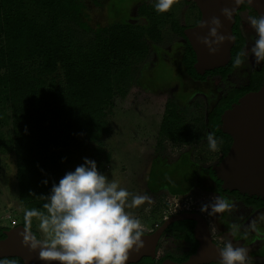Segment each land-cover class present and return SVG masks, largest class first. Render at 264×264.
<instances>
[{"label": "rangeland", "instance_id": "rangeland-1", "mask_svg": "<svg viewBox=\"0 0 264 264\" xmlns=\"http://www.w3.org/2000/svg\"><path fill=\"white\" fill-rule=\"evenodd\" d=\"M82 2L81 19L93 29L120 23L144 30L153 25L156 31L152 37L145 33L147 52L133 66L135 78L126 88L125 97L117 90L118 95L109 103V132L97 142L86 140L56 146L60 167L51 168L52 173L63 177L66 172L84 164L85 158L94 160L98 171L108 180L116 181L133 195L150 197L139 206H126V211L140 220L142 230L152 232L176 213L201 211L213 223L216 234L222 233L223 244L244 247L249 257L248 250L255 247L258 238L247 233L238 237L233 227L225 225L223 213L213 209L220 196L208 176L207 167L218 163L229 143H221L218 151L210 150L204 124L208 110L216 103L221 91L247 81L252 69L249 56L258 38L250 17L258 14L250 8L241 13V30L246 40L242 64L225 81L196 84L190 82L181 61L185 39L179 31L200 20L195 3L174 0L169 10L159 12L154 6L156 0ZM71 27L78 43L90 46L95 41L92 33L74 25ZM38 65L37 60L29 64L31 78L37 86L48 92L52 87L64 86L62 69L48 76L40 73ZM169 102L180 109L182 117L189 123L190 133L185 141L161 137V121ZM15 136L10 106L0 99V227L7 228L26 223L24 214L27 210L18 196ZM131 199L129 196L128 203ZM39 222L40 217L36 216L27 225L45 240L48 237L39 228ZM234 233L236 240L232 242L230 238ZM174 245L175 242L164 238L158 255L175 248ZM259 250L264 251L263 244L259 245Z\"/></svg>", "mask_w": 264, "mask_h": 264}, {"label": "trees", "instance_id": "trees-1", "mask_svg": "<svg viewBox=\"0 0 264 264\" xmlns=\"http://www.w3.org/2000/svg\"><path fill=\"white\" fill-rule=\"evenodd\" d=\"M82 1L0 0V99L8 102L13 116L18 196L26 210L35 208L41 213L47 212L43 205L53 185L62 178L51 170L60 167L56 146L86 140L97 142L109 132V103L118 95L117 90L125 97L126 88L135 78L133 66L147 52L145 33L152 37L156 31L153 25L144 30L120 23L93 29L81 19ZM247 7L244 3L243 8ZM71 25L92 33L95 41L90 46L78 43ZM184 29H179L183 37ZM233 33L236 43L232 60L226 67L207 72L206 76L198 75L194 69L196 53L188 43L183 63L194 79L224 78L236 67L234 60L245 40L238 24ZM35 60L42 75L49 76L62 69L64 86L52 87L49 92L37 86L29 69L30 62ZM248 91L242 88L223 99L210 113L209 123L204 124L206 130L229 143L224 156L232 138L219 128L221 116ZM165 106L161 137L185 141L190 133L189 123L175 104L169 102ZM210 176L221 184L211 168ZM188 222L177 224L186 223L187 227ZM21 224L31 229L25 222ZM8 229L0 227V239L6 237L4 231ZM32 231L41 239L38 232ZM192 235L191 231L189 236L186 234L187 238H193ZM187 257L165 253L155 259L143 258L135 264H161L166 258L182 263ZM0 262L23 263L16 257Z\"/></svg>", "mask_w": 264, "mask_h": 264}, {"label": "clouds", "instance_id": "clouds-1", "mask_svg": "<svg viewBox=\"0 0 264 264\" xmlns=\"http://www.w3.org/2000/svg\"><path fill=\"white\" fill-rule=\"evenodd\" d=\"M173 3L174 0H156L154 6L157 11L164 12ZM223 11L230 15L228 9ZM211 23L219 25V20L213 17ZM250 24L258 34L251 52L256 62L261 63L264 62V15L251 16ZM200 26L204 27L205 22H200ZM211 35H216L215 28L211 29ZM207 42L205 39L204 43ZM242 57L243 52H238L234 66L242 64ZM221 143L222 139L215 132L207 134L210 150L218 151ZM129 196L132 197L130 203ZM146 200H150L148 195L131 194L100 173L94 160L85 158L84 164L66 172L53 185L43 205L46 214L35 208L24 214L26 224L31 223L32 217L39 216V228L48 238L38 240L29 235L26 239L32 249L39 247L40 257L48 261H59L60 264H126L130 250L138 251L144 244L141 222L126 211V206H139ZM232 207L223 197L213 205L215 212ZM221 257L220 264H251L247 249L233 247L231 243L221 250Z\"/></svg>", "mask_w": 264, "mask_h": 264}, {"label": "water", "instance_id": "water-1", "mask_svg": "<svg viewBox=\"0 0 264 264\" xmlns=\"http://www.w3.org/2000/svg\"><path fill=\"white\" fill-rule=\"evenodd\" d=\"M194 2L201 13L199 23L186 28L184 34L196 53L194 69L200 76L209 71L226 67L232 60V49L236 43L233 27L236 15L246 3L259 15H264V0H186ZM228 9L226 14L223 10ZM213 17L219 25L211 23ZM200 22H205L201 27ZM216 35H211V29ZM224 39L220 40L219 37ZM207 43H204V40ZM210 49H215L214 52ZM219 128L232 138L228 153L213 166L224 191H237L249 196L264 198V84L258 91L242 96L221 116ZM184 220L197 222L195 238L199 247L188 260L177 263L170 259L161 264H210L220 262L222 248L213 242L206 220L199 213L182 212L167 218L153 233L142 234L144 244L138 251L129 252L126 264L138 263L143 258L157 257V246L164 231L173 223ZM6 237L0 239V260L20 258L22 264H60L59 261H48L40 257L39 247L32 249L26 238L35 233L20 224L4 231ZM36 239H38L35 236ZM41 240V239H38ZM251 264H264L252 263Z\"/></svg>", "mask_w": 264, "mask_h": 264}, {"label": "flooded vegetation", "instance_id": "flooded-vegetation-1", "mask_svg": "<svg viewBox=\"0 0 264 264\" xmlns=\"http://www.w3.org/2000/svg\"><path fill=\"white\" fill-rule=\"evenodd\" d=\"M187 3H190V2H187ZM247 8H250V7H247ZM247 8L242 7V9L240 11H238V13L236 15V22H235L234 26L236 24H238L240 30H241V21H242L241 13L245 12L247 10ZM250 9L252 10V8H250ZM199 12H200V10H199ZM200 19H201V13H200ZM199 21L194 25L185 26V29L197 25L199 23ZM185 29H184V31H185ZM241 33H242V30H241ZM242 36H243V33H242ZM183 38L185 39V43H184V46L182 48L181 61H182L185 73L187 74L191 83L203 84V83H206V82L211 81V80L225 81L234 72V70L240 66V65L236 66L224 78L206 77L205 80L194 79V77L189 73L187 67L183 63L184 59L186 58V53L188 51V43H189L186 36ZM244 40H245V38H244ZM240 51L243 52L242 60H244L245 55H246V40L244 42L243 47H241V49L239 50V52ZM249 59L251 60V63H252V69L247 76L246 83L243 85H240V86L229 87V88H226L225 91H223V90L221 91V95L219 96L218 100L207 112L206 124L209 123L210 113L214 110V108L217 107V105L223 99L227 98L229 95H231L232 93H234L237 90H240L242 88L249 89V91H248V93H249V92L255 91V88H257V87L261 88L263 86V84H264V62L257 63L256 58L254 57L253 54H251L249 56ZM203 76H206V74ZM206 131L207 132H206L205 136L207 137V134L209 132H212V131L211 130H209V131L206 130ZM223 142H225V141L222 140V143ZM231 144H232V141L230 143V147H231ZM223 157H224V153L221 156V158L218 160V163L222 160ZM214 165H216V164H214ZM214 165H210L207 167L208 176L212 180V182L214 183L219 196L223 197L224 199L229 201L231 205H233L232 208L226 209L225 211L222 212L223 213V221L225 222V225L230 226L231 228L233 227L236 231L235 232L236 235L240 238H242L244 233H247L250 236H256L258 238L257 244H256L257 246L255 245V247L250 248L248 250L249 251V258L251 259L252 263H264V251L259 250V245L260 244L264 245V198L257 197V196H249L247 194H241L239 192L238 193L240 194V196H238L235 193L237 191L230 192V191L222 190V188H221L222 182L220 185H218V183H216L210 176V168L212 169ZM243 196H247V197H243ZM189 212L199 213L200 215L203 216V218L206 220V222L209 226V230H210L213 242L216 243L218 246H220L223 249L225 247V244H223V242L221 240L222 233L216 234L215 229L213 227V223L210 221V219L201 211H189ZM176 214H178V213H176ZM164 221H162L156 227L155 230H153L152 232L146 231L145 234L153 233L154 231H156L158 229V227H160ZM185 221H187V220L178 221V222H185ZM189 221L190 222L187 223V227L185 225L186 223L177 224V222H175L172 225H170L164 231V233H163V235H162V237L158 243V246H157V257L156 258L161 257V255H164L165 253H174L175 256H177V257L188 256L187 257V260H188V258L191 255L196 253V251L199 247V242L195 238V228H196L197 222L194 220H189ZM182 229L184 231H181ZM190 231L193 233V235H192L193 238H187V236H189ZM235 233L233 235H231L230 241H232V242L236 240ZM186 234H187V236H186ZM164 238L169 239L173 243L175 242V245H174L175 248H172L171 250H167L159 256L158 251H159V248L161 246V242ZM167 259H170V258H166L165 260H167ZM219 263L220 262H213L210 264H219Z\"/></svg>", "mask_w": 264, "mask_h": 264}]
</instances>
